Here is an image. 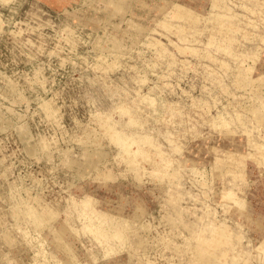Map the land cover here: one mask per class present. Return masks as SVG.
<instances>
[{"label":"rangeland","instance_id":"rangeland-1","mask_svg":"<svg viewBox=\"0 0 264 264\" xmlns=\"http://www.w3.org/2000/svg\"><path fill=\"white\" fill-rule=\"evenodd\" d=\"M198 261L264 264V0H0V264Z\"/></svg>","mask_w":264,"mask_h":264},{"label":"bare ground","instance_id":"bare-ground-1","mask_svg":"<svg viewBox=\"0 0 264 264\" xmlns=\"http://www.w3.org/2000/svg\"><path fill=\"white\" fill-rule=\"evenodd\" d=\"M208 2H209V1H208ZM157 8H160V5H159ZM161 10L163 11V9H161ZM132 28H133V27H132ZM252 113L255 114V119H258V120H261V119H262V118H257V113H256V111H253V110H252ZM112 139H113V137H112ZM31 148L33 149V147H31ZM30 150H31V149H30ZM31 152H32V150L30 151V153H31ZM32 153H33V152H32ZM97 163H98V161H97ZM34 213H35V212H34ZM28 216H29V215H28ZM39 216L43 218V221H42V222H51V221H52V219L49 220V219L43 217V216L41 215V213L39 214L38 212H36V213L34 214V217H33V218H34V220L37 221L38 223H39L40 220H41ZM32 220H33V219H32ZM127 226H129V225H127ZM97 232H98L97 234H99V236H102V238H104V240H106V234H105V231H104V229H103V226H101V228H100V226H99V229L97 230ZM106 233H107V232H106ZM102 238H101V239H102ZM145 241H146V242H145V244H144V249H141V248H140V250L143 251V252H145V251L147 250V248H148V247H147V246H148V244H147V240H145ZM230 241H231V240H230ZM231 242H232V241H231ZM231 242H230V243H231ZM230 243H229V241H225V244H230ZM10 244H13V246H14L16 243H15V241H13V243H10ZM183 253H184V252H183ZM202 262L206 263V260H204V261L202 260ZM202 262H199V261H198V264H200V263L203 264ZM192 264H197V263L195 262V263H192Z\"/></svg>","mask_w":264,"mask_h":264},{"label":"crops","instance_id":"crops-1","mask_svg":"<svg viewBox=\"0 0 264 264\" xmlns=\"http://www.w3.org/2000/svg\"><path fill=\"white\" fill-rule=\"evenodd\" d=\"M196 1V0H195Z\"/></svg>","mask_w":264,"mask_h":264}]
</instances>
